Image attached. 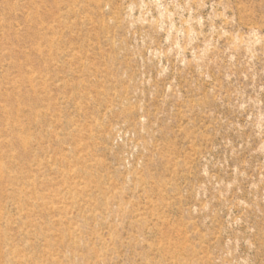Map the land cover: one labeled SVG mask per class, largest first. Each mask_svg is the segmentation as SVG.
<instances>
[{
	"label": "rangeland",
	"instance_id": "obj_1",
	"mask_svg": "<svg viewBox=\"0 0 264 264\" xmlns=\"http://www.w3.org/2000/svg\"><path fill=\"white\" fill-rule=\"evenodd\" d=\"M0 264H264V0H0Z\"/></svg>",
	"mask_w": 264,
	"mask_h": 264
}]
</instances>
